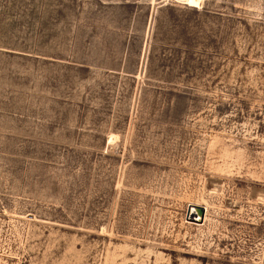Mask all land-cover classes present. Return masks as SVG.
Wrapping results in <instances>:
<instances>
[{"label":"rangeland","instance_id":"obj_1","mask_svg":"<svg viewBox=\"0 0 264 264\" xmlns=\"http://www.w3.org/2000/svg\"><path fill=\"white\" fill-rule=\"evenodd\" d=\"M0 264H264V0H0Z\"/></svg>","mask_w":264,"mask_h":264},{"label":"water","instance_id":"obj_2","mask_svg":"<svg viewBox=\"0 0 264 264\" xmlns=\"http://www.w3.org/2000/svg\"><path fill=\"white\" fill-rule=\"evenodd\" d=\"M204 208L201 204L188 203L184 211V218L192 222H201Z\"/></svg>","mask_w":264,"mask_h":264},{"label":"bare ground","instance_id":"obj_3","mask_svg":"<svg viewBox=\"0 0 264 264\" xmlns=\"http://www.w3.org/2000/svg\"><path fill=\"white\" fill-rule=\"evenodd\" d=\"M184 2H186V3H188L189 5H191V6H196V5H200V3H201V1L202 0H183ZM183 3V2H182ZM112 138V137H111ZM110 138V139H111ZM204 213H205V211H203V217H202V221H203V219H204ZM201 221V222H202ZM201 222H197V223H201Z\"/></svg>","mask_w":264,"mask_h":264}]
</instances>
